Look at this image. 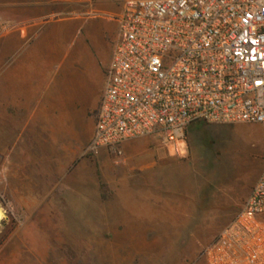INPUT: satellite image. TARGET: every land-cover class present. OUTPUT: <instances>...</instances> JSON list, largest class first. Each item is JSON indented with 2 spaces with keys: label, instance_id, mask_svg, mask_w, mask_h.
Masks as SVG:
<instances>
[{
  "label": "built area",
  "instance_id": "obj_1",
  "mask_svg": "<svg viewBox=\"0 0 264 264\" xmlns=\"http://www.w3.org/2000/svg\"><path fill=\"white\" fill-rule=\"evenodd\" d=\"M118 42L82 156L186 128L258 124L262 171L236 215L203 250L206 264H264V0H125Z\"/></svg>",
  "mask_w": 264,
  "mask_h": 264
},
{
  "label": "crops",
  "instance_id": "obj_2",
  "mask_svg": "<svg viewBox=\"0 0 264 264\" xmlns=\"http://www.w3.org/2000/svg\"><path fill=\"white\" fill-rule=\"evenodd\" d=\"M124 1L0 0L1 167L7 194L26 216L44 217L53 201L69 199L66 189L71 170L100 169L106 149L99 150L98 156L82 157V152L93 136L94 112L118 42L116 18ZM210 126L189 125L184 136L188 155L174 161L187 165L201 134ZM126 142L121 148L129 146ZM160 159L142 169L141 204L147 199L145 194L155 189L157 193L185 194L188 203L196 199L190 180L181 190L164 186L161 171L166 175L172 170L164 169L167 162ZM80 183L77 215L83 218L84 229L114 233L118 219L133 217L131 207L117 208L118 198L102 204L100 177L88 174ZM132 192L130 184L124 202H132Z\"/></svg>",
  "mask_w": 264,
  "mask_h": 264
},
{
  "label": "rangeland",
  "instance_id": "obj_3",
  "mask_svg": "<svg viewBox=\"0 0 264 264\" xmlns=\"http://www.w3.org/2000/svg\"><path fill=\"white\" fill-rule=\"evenodd\" d=\"M208 128L184 166L174 160L188 155L185 140L177 141L176 155L156 131L128 140L133 146L121 148L120 154L107 151L99 171L71 170L66 189L69 199L53 201L44 217L26 216L15 206L5 189L0 156V264H206L203 250L241 208L243 197L262 171L263 152L259 155L263 129L258 124ZM163 157L167 162L163 168L170 167L173 175H163L162 170L160 180L166 188L179 190L190 180L196 197L192 202L186 201L185 194L155 189L145 194L147 199L141 204L142 169ZM88 174L101 178L102 204L118 198L117 208H132V218L118 219L117 232H91L82 226L77 205L80 182ZM130 184L132 202H124ZM158 197H164L163 201L158 202Z\"/></svg>",
  "mask_w": 264,
  "mask_h": 264
},
{
  "label": "trees",
  "instance_id": "obj_4",
  "mask_svg": "<svg viewBox=\"0 0 264 264\" xmlns=\"http://www.w3.org/2000/svg\"><path fill=\"white\" fill-rule=\"evenodd\" d=\"M184 136H185V134H184ZM0 245H1V242H0Z\"/></svg>",
  "mask_w": 264,
  "mask_h": 264
}]
</instances>
